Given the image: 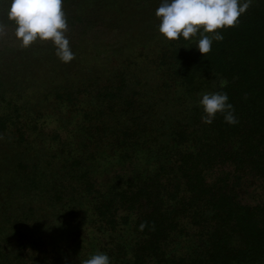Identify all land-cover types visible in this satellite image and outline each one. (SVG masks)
I'll list each match as a JSON object with an SVG mask.
<instances>
[{
	"label": "trees",
	"instance_id": "16d2710c",
	"mask_svg": "<svg viewBox=\"0 0 264 264\" xmlns=\"http://www.w3.org/2000/svg\"><path fill=\"white\" fill-rule=\"evenodd\" d=\"M110 1L88 6L161 2ZM217 31L205 56L199 34L159 35L94 71L19 55L0 83V264H264V0ZM217 91L238 123L202 121Z\"/></svg>",
	"mask_w": 264,
	"mask_h": 264
},
{
	"label": "clouds",
	"instance_id": "9594fccd",
	"mask_svg": "<svg viewBox=\"0 0 264 264\" xmlns=\"http://www.w3.org/2000/svg\"><path fill=\"white\" fill-rule=\"evenodd\" d=\"M62 2L9 0L7 16L14 22V35L21 47L28 48L37 40L50 41L57 58L67 63L74 58V53L66 36L68 23ZM250 3L251 0H161L155 11L158 32L169 41L181 37L187 41L199 34L195 48L205 56L211 51L213 41L223 40L217 30L234 27ZM4 33L5 25L0 24V36ZM197 106L202 109L201 119L206 124H212L217 114L228 124L238 123L226 92H204ZM82 264H111V259L107 253L96 252Z\"/></svg>",
	"mask_w": 264,
	"mask_h": 264
},
{
	"label": "rangeland",
	"instance_id": "374dc122",
	"mask_svg": "<svg viewBox=\"0 0 264 264\" xmlns=\"http://www.w3.org/2000/svg\"><path fill=\"white\" fill-rule=\"evenodd\" d=\"M63 2V12L68 23L66 36L74 58L77 57L76 55H81L75 61V67L81 68V71L84 69L94 71V67L101 68L115 64L121 61V58L132 54L134 49L141 50L146 46L147 50L148 44L151 48L154 47L160 39L157 38L160 35L157 27L159 21L155 16L137 15L134 10L125 11L124 6L114 9L111 6H103L94 12L92 6H88L89 0H76L75 4L65 2L68 5ZM110 2L112 3V0ZM2 9L0 24L5 25V33L0 36V83L10 80V84L3 86L7 88L9 85L12 86V71L21 70L17 62L23 60L19 55H23L26 48L20 46L14 35L15 25L8 19V6ZM51 48L53 45L50 41L37 40L28 47L27 51L32 52L29 58L35 63L39 62L49 50L54 54V48ZM31 49L36 50V53ZM84 60L85 62H80ZM3 87L1 89H6ZM1 144L0 153L8 148ZM259 189L254 188L252 191L259 192ZM252 197L256 196L251 193L249 198L252 200L254 199Z\"/></svg>",
	"mask_w": 264,
	"mask_h": 264
}]
</instances>
